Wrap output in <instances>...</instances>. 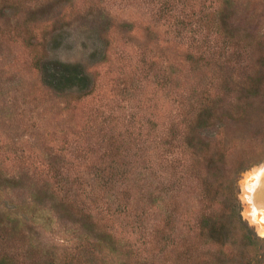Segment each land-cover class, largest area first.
Wrapping results in <instances>:
<instances>
[{
	"label": "rangeland",
	"instance_id": "374dc122",
	"mask_svg": "<svg viewBox=\"0 0 264 264\" xmlns=\"http://www.w3.org/2000/svg\"><path fill=\"white\" fill-rule=\"evenodd\" d=\"M221 7L231 13L239 55L219 60L212 53L222 40L208 22ZM54 39L62 41L56 51ZM262 58L264 0H0V246L11 236L8 247L32 254L26 264H180L172 247L152 239L167 210L149 208L148 170L168 156L180 170L197 165L183 173L194 189L180 193L171 234L178 242L201 210L198 175L223 151L224 175H216L228 180L240 163L247 167L236 176V197L264 239L243 198L249 173L264 165ZM40 59L82 64L93 93L47 89ZM259 80L260 97L247 100ZM199 86L212 90L225 128L209 125L193 154L166 133ZM109 163L129 171V190H105ZM161 173L154 194L168 202Z\"/></svg>",
	"mask_w": 264,
	"mask_h": 264
},
{
	"label": "trees",
	"instance_id": "16d2710c",
	"mask_svg": "<svg viewBox=\"0 0 264 264\" xmlns=\"http://www.w3.org/2000/svg\"><path fill=\"white\" fill-rule=\"evenodd\" d=\"M228 9L227 7L226 9H223V7L217 8L213 15L211 13V16H209L208 32L214 33L217 38L222 40L216 44L214 48L216 50H213L212 53V56L218 57L217 59L219 60L226 56L233 57L239 55V48L234 42V36L232 35V21L229 22V15L231 13ZM202 18L205 20V17ZM200 22L202 21L200 20ZM227 32H230V40H227V38L223 40V36ZM58 42L59 44H57ZM60 42L62 41L57 39L52 41L55 51L59 49ZM203 61H205L203 58H199L198 63H202ZM260 63L264 66L263 58L260 60ZM37 69L41 73L43 84L47 89L53 90L57 94L75 92L81 97H88L93 93V77L82 64L66 63L58 59H40L37 62ZM261 85V81L253 82L249 86L246 85L248 86L246 99L254 101L260 97ZM199 87L197 100H194V103H191L186 108L187 112L181 116L180 121H171L166 133L170 139L169 144L171 146L172 143H183L184 146L192 149L193 154L200 139L198 138V134L207 130L209 125H218L221 130L225 128V125L221 122V118L216 116L217 108L211 100L212 90L207 88V86L203 88ZM178 127L180 128L178 129ZM113 155L121 156L122 154L115 152ZM226 157L227 155L224 151L219 154L216 153V156L206 164V173L203 174L202 180L198 175L197 185H201L198 193L201 210L194 224L190 223V235L180 237L178 242L173 239L171 240V234L175 235V225L179 219L176 217V214H178L179 208L182 206L180 200L182 195L180 193H186V188L188 187V182L183 173L196 170L197 165L191 162V165H183L180 170L179 167L171 163V156H168L164 163H154L148 170L151 179L148 178V183H144V186L145 192L150 193L147 196L150 202L149 208L151 210V208H156L164 203L165 207L161 209L167 210L165 225L154 228L156 231L152 239L156 240L159 237L165 247H172L173 250L169 252L173 251L176 254V259L180 264H262L264 262V239L258 237L255 231L242 218L240 202L236 197V176L245 171L247 167L240 163L232 171L229 179L223 180L219 176L224 175L223 168L226 166ZM103 172L107 175L103 186L105 190H111V187L115 189L117 185L120 188L123 187L125 190H129L127 186L132 183H130V180H127L129 171L123 166L109 163L103 169ZM160 172H162L160 174L162 176L165 174L164 182L161 185H164L162 189L169 199L168 202L162 200L161 196L154 194L158 189L155 187L156 181L154 177H158V173ZM214 174L216 180L213 178ZM118 176L123 181L118 183L115 180V177ZM188 188L194 189L191 184H189ZM89 220L91 221V219ZM6 238L9 239H6L3 242V246H0V264L28 263L29 259H26V256L32 255L29 250L14 249V251L7 246L8 243H12L11 236ZM93 247L97 252H103V247L99 245ZM67 264L75 263L68 262Z\"/></svg>",
	"mask_w": 264,
	"mask_h": 264
},
{
	"label": "bare ground",
	"instance_id": "6f19581e",
	"mask_svg": "<svg viewBox=\"0 0 264 264\" xmlns=\"http://www.w3.org/2000/svg\"><path fill=\"white\" fill-rule=\"evenodd\" d=\"M243 193L250 207L249 218L254 225H258L260 235L264 236V165L249 173Z\"/></svg>",
	"mask_w": 264,
	"mask_h": 264
},
{
	"label": "water",
	"instance_id": "95a60500",
	"mask_svg": "<svg viewBox=\"0 0 264 264\" xmlns=\"http://www.w3.org/2000/svg\"><path fill=\"white\" fill-rule=\"evenodd\" d=\"M262 237V236H261Z\"/></svg>",
	"mask_w": 264,
	"mask_h": 264
}]
</instances>
